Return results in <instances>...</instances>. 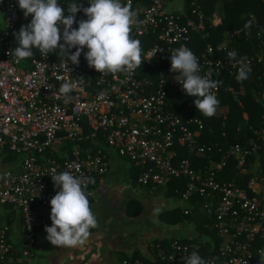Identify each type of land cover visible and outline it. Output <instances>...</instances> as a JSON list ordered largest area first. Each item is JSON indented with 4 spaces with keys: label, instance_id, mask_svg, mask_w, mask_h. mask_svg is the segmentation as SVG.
<instances>
[{
    "label": "built area",
    "instance_id": "built-area-1",
    "mask_svg": "<svg viewBox=\"0 0 264 264\" xmlns=\"http://www.w3.org/2000/svg\"><path fill=\"white\" fill-rule=\"evenodd\" d=\"M171 1L131 0L137 13L131 37L141 42L144 63L130 76L114 78L88 66L87 48L78 66L70 60L66 63L58 52L42 57L35 51L31 58L16 62L8 53L15 49L13 35L23 11L18 0H0L4 14L0 21V206H10L23 216L26 236L18 258L23 264L33 262L38 230L46 222L42 211L51 210L50 201L58 191L52 169L92 181L86 188L91 205L96 183L111 172L114 152L138 171V186L164 188L168 193L177 182L180 185L173 193L183 205V215L188 217L196 209L205 214L201 227L185 220L178 227L180 236L152 239L139 252L142 257L126 258L120 264H185L183 258L193 251L209 264H264V114L260 126L250 128L246 143L225 140L220 144L205 142L204 133H213L215 122L208 126L194 114L191 100L184 102L180 113L170 109L169 90H177L183 99L188 95L176 73L156 69L163 60L171 67L173 50L190 49L195 37H209L208 18L199 0ZM59 3L67 9L70 2ZM76 3L82 6L73 25L78 29L79 21L87 19L83 8L90 4L88 0ZM242 33L244 28L228 33L231 43ZM223 43L191 50L199 60L200 75L211 71L215 81L224 72L238 71L239 65L227 57V52L237 50ZM247 62L252 72L254 57ZM58 77L83 79L68 103L57 92L63 82ZM227 90L237 98L231 87ZM100 93L103 100L98 98ZM220 93L219 87L217 98ZM227 114L219 105L210 119L226 120ZM226 133L222 129L223 138ZM11 231L10 224H0V264L16 252Z\"/></svg>",
    "mask_w": 264,
    "mask_h": 264
},
{
    "label": "clouds",
    "instance_id": "clouds-1",
    "mask_svg": "<svg viewBox=\"0 0 264 264\" xmlns=\"http://www.w3.org/2000/svg\"><path fill=\"white\" fill-rule=\"evenodd\" d=\"M88 3L90 6L83 8L87 19L80 20L77 29L73 25L82 6L78 7L76 0H72L67 9L59 0H18L25 18L31 16L32 19L30 24L22 26L14 34L18 47L8 54L16 62H20L31 58L35 48L42 57L58 52L59 58L63 57L66 63L70 60L78 66L81 54L87 48L84 55L88 66L102 76H130L144 63L141 42L131 37L132 27L137 23V13L132 10L131 0H127V3L122 0H88ZM65 11L71 15L65 16ZM254 19L253 17L244 25L245 29L252 27ZM219 47L223 49L225 46ZM71 49L76 51L70 54ZM227 57L239 65L236 80H247L251 72L247 57L237 59L235 51L227 52ZM201 70L198 58L186 46L171 52V71L177 74L175 79L182 84L188 96L195 98L198 112L211 118L219 107L216 91L222 81H214L211 71L200 75ZM58 79L63 82L57 92L65 97L64 103H68L73 99L70 94L83 83V79ZM98 98L103 100L104 93H100ZM56 110L59 111V108ZM52 173L51 179L58 191L50 201L52 224L45 227L46 239L60 248H79L88 241L90 230L98 227L97 217L88 199L90 193L86 191L87 184L92 181L78 177L71 171L56 174V170L52 169ZM159 212L160 209L157 208L154 214ZM261 255H264V249L261 250ZM183 259L185 264H209L196 251Z\"/></svg>",
    "mask_w": 264,
    "mask_h": 264
},
{
    "label": "crops",
    "instance_id": "crops-1",
    "mask_svg": "<svg viewBox=\"0 0 264 264\" xmlns=\"http://www.w3.org/2000/svg\"><path fill=\"white\" fill-rule=\"evenodd\" d=\"M217 15L214 14L215 17H218ZM3 19L4 14L0 11V21ZM25 19H28L30 24L32 19L30 16L25 18L23 15L20 22ZM18 28L15 33L19 31ZM13 40L15 48L18 47L15 35ZM35 51L38 50L33 48V52ZM5 164L8 166L6 162ZM122 168L124 167L120 162H116L111 167V172L95 185L96 198L91 203V209L97 217L98 227L91 230V235L84 246L66 249L52 245L46 239L45 231V227L52 224L51 210L42 211L46 222L44 227L38 230L32 264H120L121 257H134L139 250H144L150 240L163 235L155 231L152 233L153 230L144 232L139 225L144 226L145 221L157 223L165 211L180 208L179 199L176 198V203L172 205H166V200L172 196L164 189L140 187L137 185L138 171L129 167ZM157 208L160 212L154 214ZM138 209L141 210L139 213ZM133 210L135 216L131 215ZM133 222L139 225H134ZM5 223L12 226L10 238L17 248L12 259L6 264H23L18 261V258L22 257V245L26 236L23 216L15 209L0 206V224ZM181 226L182 223L170 228L177 230ZM137 231L140 236L136 234Z\"/></svg>",
    "mask_w": 264,
    "mask_h": 264
},
{
    "label": "trees",
    "instance_id": "trees-1",
    "mask_svg": "<svg viewBox=\"0 0 264 264\" xmlns=\"http://www.w3.org/2000/svg\"><path fill=\"white\" fill-rule=\"evenodd\" d=\"M71 1L72 0H59V2L65 3ZM219 1L222 3V22L220 25L214 26L212 25L211 19L214 17L215 6ZM172 2L173 1H171V3ZM146 3H148V1H146ZM176 3L175 1L172 4L175 5ZM199 4L202 6L208 18L206 26L209 37L206 40L195 37L194 45H190V50L199 51L204 49L208 44L217 46L225 39L226 33H233L238 29L245 28L244 25L254 17L255 19L249 33H242L240 36L234 37L231 47L237 50V59L240 57H247V59L254 57L255 67L253 71L249 73V78L243 82H238L236 80V71H233L231 74L224 72L222 76L217 77V81H222L220 85L221 93L218 100L220 102L219 105L228 110L226 120L221 117H218L216 120L204 117L198 112L195 106V98L187 96L183 99L177 90H169L170 109L175 113H180L184 102L191 100L194 104V114L203 119L208 126L213 127L211 121L215 122L214 132L209 133L208 130H206L204 133L206 135V143L216 142L222 144L225 140H228L232 144H244L247 142L248 136H250V128H258L264 114V1L199 0ZM22 14L24 15L23 12ZM260 59L261 62H258ZM164 70L168 72L171 71V67L165 60H163L156 71L162 73ZM229 87L238 93L237 98L230 90H227ZM222 129H226V138L222 137ZM215 155L220 157V154L216 152ZM190 158L191 160H196V157ZM262 167L264 168V155L262 157ZM178 185L180 184L174 182L171 186L172 188H170V192L167 194L179 199V197L173 193V189L178 187ZM180 188L182 189V186ZM159 189L162 190L161 188ZM7 208L13 209L10 206H7ZM140 211L141 210L138 209V213ZM131 215H136L134 210L131 212ZM204 216L205 214L203 212L196 209L193 214L186 217L183 215L180 208H175L162 213L161 219L172 227H177L179 224L184 223L185 220L192 221L198 227H201ZM140 257H142L141 254L137 252L135 258ZM125 259L126 258L121 257V261Z\"/></svg>",
    "mask_w": 264,
    "mask_h": 264
},
{
    "label": "rangeland",
    "instance_id": "rangeland-1",
    "mask_svg": "<svg viewBox=\"0 0 264 264\" xmlns=\"http://www.w3.org/2000/svg\"><path fill=\"white\" fill-rule=\"evenodd\" d=\"M221 4H222L221 1H219L216 4V6H215V13L214 14H218L217 15L218 17L214 18L215 16L213 15L214 17H212V19H211L212 20V25L217 26V25H220L221 22H222V17L220 15L221 14V9H222ZM28 24H29V20L28 19L23 20L22 23L20 24L18 30H20L22 26H26ZM250 29H245V34L249 33ZM207 36H208V33H206V37ZM223 41H224V43H223L224 45H228L229 43H231V39L228 37V33H226L225 39ZM210 45L211 44H208L207 46H210ZM18 159H20V157H16V160H18ZM118 161L120 162L122 167H124V168L125 167L126 168L129 167V169H131V170L134 169V167L132 166V164L130 163L129 160L118 157L116 152H114L113 158H112V162H111V167H113L116 164V162H118ZM124 168H122V169H124ZM161 189H164V188H161ZM176 201H177L176 198H173V197L169 198L168 197V199L166 200L165 204L166 205H172V204L176 203ZM182 206L183 205H180V210L182 209ZM158 220L159 221L157 223L155 221H151V222L145 221V222H143L144 226H140L139 224H136L134 222L133 223H134V225H139V227H141L144 232L148 231V230L149 231L153 230L152 233H154V231H155L156 233H160V234L164 235V236L162 235L163 237L162 236L158 237V239L171 238V237H175L177 235H179V236L181 235V230L180 229L176 230L174 228H170V226L166 225L164 221H162L159 218H158ZM129 222L132 223V221H129ZM184 238H186V237H184ZM139 252H141V250H139Z\"/></svg>",
    "mask_w": 264,
    "mask_h": 264
},
{
    "label": "water",
    "instance_id": "water-1",
    "mask_svg": "<svg viewBox=\"0 0 264 264\" xmlns=\"http://www.w3.org/2000/svg\"><path fill=\"white\" fill-rule=\"evenodd\" d=\"M3 55V50H2V47H1V44H0V58L2 57Z\"/></svg>",
    "mask_w": 264,
    "mask_h": 264
},
{
    "label": "flooded vegetation",
    "instance_id": "flooded-vegetation-1",
    "mask_svg": "<svg viewBox=\"0 0 264 264\" xmlns=\"http://www.w3.org/2000/svg\"><path fill=\"white\" fill-rule=\"evenodd\" d=\"M136 234L140 236V233H138V231L136 232Z\"/></svg>",
    "mask_w": 264,
    "mask_h": 264
}]
</instances>
